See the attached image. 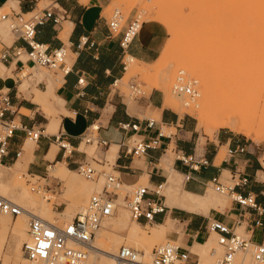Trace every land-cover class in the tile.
Segmentation results:
<instances>
[{"label":"crops","instance_id":"0c3cea01","mask_svg":"<svg viewBox=\"0 0 264 264\" xmlns=\"http://www.w3.org/2000/svg\"><path fill=\"white\" fill-rule=\"evenodd\" d=\"M38 1L0 0V9L9 4L8 10L23 13L32 8H38ZM50 1L40 8L52 3L53 13L61 14L62 19L56 25L47 20L37 26L35 39L49 49L61 44L66 46L71 55L70 70L65 75H61V80H58L56 84L54 81L50 82L45 90L34 89L32 93L28 92L27 88L25 91H21L22 83L16 85L12 77H1L3 76L1 73L0 89H7L10 97V107L5 112V119L40 129L43 118L47 119L44 122V130L41 129L42 135H40L46 139L39 137L40 139L35 142V148L27 154L24 151L27 140H24L22 131L20 129L14 131L13 136L9 139L7 155L3 159L4 164L11 163L14 152L21 147L20 157L13 161V166L25 156L27 161L26 163L24 160L19 162V169L25 170L27 167L30 175L41 177L46 166L48 171V167L57 163L75 173L79 163L88 162L85 151L79 150L80 147L85 150L92 147V145L81 143L79 137L86 133L90 126L95 125L96 136L106 140L107 145L103 148L96 147L94 156L89 160L99 165L102 171L108 167L109 171L115 173L121 184L125 186L142 184L147 187L151 197L162 201L165 206L164 211L155 215L153 227H149H161L159 230L161 238L165 235L167 238L174 239L181 250H189L193 253L194 246H202L213 236L215 237L214 233L206 229V224L208 220L216 219L226 224L234 233L241 231L250 241H260L262 237L260 227L252 224L255 218L264 223V151L259 152L257 146L245 138L218 130L214 139L206 138L202 152L197 154L196 147L201 146L203 140L198 143V146L195 144L193 121L189 116L179 115L167 106L165 99L163 101L162 94L156 88L150 89L147 94H143L135 100L125 101L119 91L113 87L126 74L124 60L126 55L123 59L118 45L119 35L107 36V17L104 15V9L112 0ZM163 26L168 33L167 27ZM80 37H86L87 43L76 50L75 44ZM163 39L164 32L161 27L154 22L145 21L127 48V57L141 64H147L156 57ZM9 45L24 46L20 39L15 38ZM0 66L11 73L21 74L24 71H22L23 68L20 67L19 61L12 57ZM25 66L31 67L29 62H25L23 67ZM29 67L27 68L31 69ZM19 69L21 70L19 71ZM23 76H26L28 81L31 79L40 81V79L34 76L29 77L25 73L21 75V78ZM23 78L25 79V77ZM78 78H82V84L77 82ZM47 90L51 95L46 97V103L56 94L59 97L60 113L46 112V104L42 108L33 102L36 91L45 93ZM52 117L59 121L56 134H61L66 139L72 147V151L69 154H62L58 147L53 158L49 159L48 155L52 147H55L50 141L54 138L53 135H56H51V138L46 135L52 134L47 133V127ZM147 119L153 120L151 127H146ZM120 123H137L138 130L121 129ZM162 127H171L173 132L157 137V131ZM154 137L157 138V142L153 148H148L145 154L135 156L123 153L122 143L130 144L137 139L150 141ZM171 144H173L175 154L195 153L204 155L208 160L207 165L199 166L198 169L192 171L175 156L173 157L171 167L181 177L183 190L205 198L211 190L209 182L212 177H217L220 182H227L236 181L239 177L244 176L247 178V183L236 185L235 190L242 194L247 192L253 194L256 203L262 207L263 213L256 216L252 209L242 208L228 197V200H225L224 204L219 207L210 206L207 208L204 206L196 210H188L182 206H169L166 196L160 192L158 196H155L152 189L158 184H161V188L164 187L170 175L162 167L161 160ZM113 146L116 149L111 162L109 155ZM225 146L226 157L217 163L220 151ZM58 158L61 161H58ZM186 174H188V178H185ZM136 224V226L148 227L141 223ZM108 228L109 223L106 222L102 229L107 230Z\"/></svg>","mask_w":264,"mask_h":264},{"label":"rangeland","instance_id":"374dc122","mask_svg":"<svg viewBox=\"0 0 264 264\" xmlns=\"http://www.w3.org/2000/svg\"><path fill=\"white\" fill-rule=\"evenodd\" d=\"M231 1L232 0H112L107 5V8L104 9V15L108 17L111 10L113 8H117L122 15V19L127 18L129 14H132L134 11L142 10L145 12V15L143 17L145 21L154 22L157 25H159V27H161V29L163 30L164 39L156 53V57H154L153 60L147 62V64H141V63H135V62L128 61L126 65L128 66V70L126 71V74L123 76L122 80L119 81L113 87L119 91V93L123 96L125 101H132V100L137 99L138 97H141L143 94L144 95L147 94L150 89H155L156 85L159 83L160 88H156V89L162 94L163 101L165 99V103L167 104V106H169L173 111L177 112L179 115L184 114V115L189 116L191 120L193 121L194 126H195V133H194V141L196 140L195 144L198 146V143L201 140H203V144L199 147H196L197 154L202 152L204 141L207 140L206 138H208L209 140L214 139L215 134L218 130H223V131H226V133H233L234 135L238 137L245 138L247 139V141L255 144L259 152L264 151V117H263L264 115L263 114L264 112V90L263 88L264 87L262 88L263 92L261 94L258 92H256L255 94L254 91L253 92L250 91L251 93L255 95L254 96L253 94L252 95L249 94L251 97L249 98L251 102L246 101L248 105L249 103H251V106L249 105L250 107L245 103L248 106V108H250V113L252 114L251 120L250 119L249 120L251 123L255 125V129H258L261 132V136L259 135V136L252 138L244 134H239V133L237 134L226 128H219L217 131L214 132L213 137L209 138L204 134V132L201 129L198 128L197 120L191 114V112L195 110L194 105L198 103L200 99L199 94L202 91L201 90L202 88L200 85L201 74L199 72H192L188 69L181 67L183 60L181 59L182 55L180 54L182 53V50L184 48L186 50V47L188 48L186 53H189L190 56L198 53V51L201 50V45H202L201 41L203 40V35L201 36V33L203 31V26H204L203 13L206 11L207 7L211 6L215 8L216 10L219 9L221 11V15L218 18V22L221 24V26H223L224 28H227L228 26L231 25L235 29L234 37H236L235 38L236 40L234 42L233 41L234 38H233L231 40L232 44L231 45L228 44V46L229 45L230 46L229 47L227 46L226 49L227 51L230 49L229 53H233L232 54L233 56L237 54L236 55L237 60L234 59L236 61L234 67L238 66L239 69L241 68V70L242 71L244 70L245 72V73L242 72L245 75L243 76V74H240L241 71H239L238 69L237 71L238 75L237 74H234V75L239 76V77L237 78L236 76H233V75L230 77L228 75H223L222 70L224 69H221V71H217V68L213 69V64H211L208 70L210 74V84H213V86L216 88L221 87L226 90L228 85H230L234 81L237 83L238 82L237 79H239L240 81H243L242 79L245 78L244 83H248L244 85L246 88L249 86V84L252 85L251 82L256 81L254 84L256 83L259 84L263 79L261 76H257L261 74L259 73V69H258L261 67L259 65V62L258 61L256 62V58L259 60L260 56H258V54L261 53L260 50H263V49L262 47L260 48L258 46L259 41H255L257 40V38L254 37L255 33L253 29L258 24L257 18L259 16H260L259 18H261L262 14L260 15L259 11H262V13H264L263 12L264 11V8H263L264 0H250V2L249 0H244L245 5H247V7L251 6L249 9H246V7L244 9L247 13L249 11L248 13L249 14L248 16L249 24L248 25L250 26V28L248 27L249 28L248 30L244 29V31L243 29L236 30V28L241 25V20H242L241 15L239 17H237V15L242 13L243 10L239 11L235 9H229L227 5L230 4ZM48 2L49 0H39L37 2V7L40 8ZM8 5L1 8L0 13L6 12L8 10V9L6 10ZM261 6H262V9H260ZM162 24L167 27L168 33ZM171 30H177L181 32L182 36H180L179 38H174V36L171 34ZM224 34L226 33L224 32ZM0 38L6 44H9L11 40L14 38L12 34L8 31L6 24L3 21H0ZM252 38H255V40ZM235 43L236 45L237 44L238 45L236 46ZM262 43L261 45H263ZM169 44H172V52L169 57L170 60H168L167 62L170 63L174 61V63L172 62V66L170 65L171 68H169L168 65L166 68L157 67L156 66L157 57L159 58L161 51L164 50L165 47H167ZM257 46L259 47V49ZM227 51L224 52V57L226 56ZM253 53H256V54H253ZM70 57L71 55L69 54L68 62H70ZM20 58L24 59V56H21ZM125 58L126 59L124 58L123 59L126 62L128 58L127 53H126ZM180 59L182 60V62ZM231 62H229V64ZM233 62L231 63L232 66L234 64ZM254 62L258 63L257 65L259 67H256L255 66L256 64ZM253 63H254V66H253ZM27 67L29 66H25V69L23 68L24 71L21 74H17V72L11 73L9 71H6L2 66H0V72L3 74V76L1 77H12L15 80L16 85L21 84V83L28 85L27 91L31 93L34 91V89L45 90L47 85L50 82L54 81V84H56L58 80H61V73L59 71L48 70L44 67H29L31 69H28ZM179 69L183 70L188 78H193L196 81L197 97L195 98L194 101H191V102H188L186 100L181 101L176 96L172 95L170 92V87L173 82L174 76L177 70ZM132 70L133 72L130 73V71ZM24 73L29 75V77L34 76L35 78L40 79V81L39 82L33 81V79L28 81L26 78L25 79L21 78V75ZM229 77H230V81H228ZM252 77L253 78L257 77V79L254 80L252 79ZM233 78H235V80ZM258 80L259 81L261 80V81L259 82ZM241 83L240 85H243ZM254 84L252 85V87H250V89L255 88L257 86L256 88L257 90L258 87L261 86V84H264V80L263 82H261V84H259V86L258 85L255 86ZM131 86L136 88V90L138 91V92L134 91L135 96L131 94L132 92ZM247 91H249V88ZM59 107H60L59 97H57L55 94V96L51 97L49 99V102L46 103L45 111L46 112L52 111L58 114L60 113ZM151 117L154 118L153 116ZM45 120L47 121L46 118H43V122L41 123L42 130H44V122H46ZM171 129H172L171 127L169 128L162 127L161 131L163 134H167V133L173 132V130ZM52 132H50L52 134H46V135H48L51 138V135L57 133V131H52ZM41 137H43V139H46L44 136H40V138ZM53 139L54 138H52L50 142L54 144L55 146L54 149L57 150L58 146ZM34 148H35L34 142L26 141V144L24 147V151L26 154L28 152H31ZM95 148H96L95 145L92 144V147L88 149L86 148V150L83 147H80L79 150L85 151L87 155V161L88 163H90V165H92L96 169H101L99 165H96L91 160H89L90 157L94 156ZM165 154L166 155L162 158L161 162H162V167H164L170 174L168 176V179L171 178V180H173L174 178L175 183L177 179L178 182L176 184L181 185V182H182L181 177H179L173 171L171 167L172 159L175 156V153L173 150V144L169 146V149L165 152ZM22 160H24V163H26L27 161L25 156L22 157L19 160V162H21ZM58 161H61V160H59L58 158ZM19 162L15 166H13L14 162L9 163V164L0 165V193H2L8 200L13 201L17 205L22 206L25 210L34 212L36 215H39L41 218H43L44 220L50 223L62 224L72 219V217H74L75 214L83 208L88 196L92 192L99 191L103 184L102 180H99L97 183H93L89 180H86L80 174L74 171L75 173L72 176L74 187L70 189H66L67 187L62 181L53 179L51 178V176L50 177L48 176L47 166L44 169V173L41 175V177H38V176L30 175L29 174L30 172L29 170H27V167L25 168V170L19 169L20 168ZM105 170L108 171L109 168L105 167ZM167 171H166V174H167ZM226 176L228 177V174ZM221 180L224 181V179H221ZM137 185H142V184H137ZM15 186H21L22 188H24L29 193L30 199H32V202L34 203L28 205L26 201H24L20 196H18V194H16L13 191V188ZM31 187L33 188V190H31ZM164 187L161 188L160 193L166 196L167 202H168L167 204H171L173 201L171 199L172 197L169 196L171 197L169 198L167 196L168 194L170 195V193H168L170 191L166 189V185ZM129 189H130V186L123 185L119 191L118 190L116 191L117 192V198H116L117 209H115L116 211L114 210L115 213L113 212L112 214V216L114 215L113 217L108 218L104 221V223L101 226V229L104 227V224L106 222L109 223V228L107 230L110 232V234L105 235V237L107 238L106 241L110 243H117V247L115 248L114 253L116 252V249L120 245L129 246L135 249L136 251H138L139 256L140 255L143 256V257L140 256L139 260H141V262L142 261L145 262L147 258V257L145 258V256H148V257L150 256L151 248L154 245L162 244L166 241L176 244L177 241L174 239L167 238L165 235L159 240H155V239L146 240V239H141V238L133 239L129 237L128 235L129 230L136 229V227L133 225H137L136 222L132 221L129 218L128 211L125 206V203H126L125 198H126V194ZM207 193H208V189H207ZM43 196H48L51 198L47 201V203H42ZM202 199L201 201H202V204L204 203V206L210 205L213 207H219L224 204L225 200H228L225 195H220L214 192L212 189L205 196V198L202 197ZM207 202L210 204H207ZM5 216H8L13 220L18 218V217L14 218V217H11L10 215H5V214L0 213V220L1 218ZM27 219L28 217L21 218V223H22V227L20 228L21 232H17L16 234H11L9 231L7 232V235H6L7 239L5 242L3 256L0 260V264H32L30 261H28L24 257L21 251V248H20L21 243L24 240H27L28 238L27 233H26ZM141 224L143 225V223ZM147 226L153 227V225H147ZM142 228L147 234H150L149 229H145L144 227ZM100 230L98 232H100ZM235 233L242 237H246L245 235L241 233V231H236ZM117 237H121V238L117 239ZM94 241H95V238L93 242ZM211 241L213 242L212 245L210 244L211 247H215L216 249L215 255H219L221 253V249L220 247L216 245L214 236L212 237ZM103 247L113 249L111 245H109L107 242L103 244ZM208 249L206 253L201 252L199 250L198 252L197 251L193 252V253H196L197 256H199L200 264L201 263L206 264V262L212 259V256H209L208 254ZM200 253L202 254L200 255ZM238 257H239V254H236V259H238ZM146 261H148V258ZM87 264H113V262L110 263L101 258L89 257L88 255Z\"/></svg>","mask_w":264,"mask_h":264},{"label":"built area","instance_id":"2783aa9c","mask_svg":"<svg viewBox=\"0 0 264 264\" xmlns=\"http://www.w3.org/2000/svg\"><path fill=\"white\" fill-rule=\"evenodd\" d=\"M144 15L145 12L142 10L134 11L127 18L122 19L120 11L113 8L107 17V36L119 35L118 45L123 58L130 43L145 22ZM61 19V14L53 13L52 3L44 8H32L23 13L10 10L0 13V21L6 24L8 31L15 39H20L24 44V46H11L5 44L0 38V63L2 64L12 57L19 61L21 68H24L25 62H29L31 67H44L65 75L70 70L69 49L62 44L49 49L35 39L37 26L47 20L56 25ZM86 43V37H80L75 44V49H80ZM21 56H24V59H21ZM77 82L82 84V78H78ZM131 88V94L135 96L134 91H138L133 86ZM170 92L181 101H194L197 97L196 81L193 78H188L184 71L179 69L174 76ZM9 107L8 90L0 89V165H4L3 159L7 155L9 139L16 129L22 131L24 140L34 143L42 134L39 127L20 125L11 119H5L4 115ZM152 124V119L146 120V127H151ZM119 127L124 130H138L137 123H120ZM95 130V125L90 126L88 131L79 137L80 142L94 144L95 147H105L107 141L98 138ZM162 134L161 129H158L157 137ZM54 141L61 149L62 154H69L72 151L71 146L61 134L54 135ZM156 142L157 138L154 137L150 141L137 139L130 144L122 143L123 153L140 156L145 154L148 148H153ZM20 151L21 147L14 152L12 162L19 156ZM228 151L230 152V149ZM175 158L192 171L198 169L199 166L208 164L204 155L195 153H177ZM76 172L93 183L102 180V187L99 191L92 192L88 196L83 208L72 219L62 224L49 223L34 215L28 216L26 230L28 238L21 243L20 248L24 257L32 264H84L95 232L116 208V191H119L123 184L120 183L115 173L96 169L88 162L79 163ZM185 178H188V174L185 175ZM246 183L247 178L244 176L239 177L236 181L227 182H220L217 177H212L209 186L214 192L225 195L242 208L252 209L255 215L259 216L263 213V209L256 203L254 195L249 192L242 194L235 190L236 185H245ZM129 186L130 189L125 198L129 218L134 222L143 223V225L154 224L155 215L164 211L165 206L162 201L151 197L144 185ZM160 188L161 184L156 185L152 189V193L158 196ZM31 190H33L32 187ZM22 212L21 206L0 194L1 214L15 217ZM252 225L260 227L262 237L258 242H252L247 237L235 234L219 220H208L206 229L215 234V243L220 247L221 253L215 255V247H210L208 254L212 256V259L206 264H244L246 257L250 258L252 264H264V223L255 218ZM236 254H239L238 259H236ZM113 259L114 264H141L138 261V251L125 245L118 246ZM197 262L198 256L189 250H181L178 243L166 241L154 245L150 251V264H197Z\"/></svg>","mask_w":264,"mask_h":264},{"label":"bare ground","instance_id":"6f19581e","mask_svg":"<svg viewBox=\"0 0 264 264\" xmlns=\"http://www.w3.org/2000/svg\"><path fill=\"white\" fill-rule=\"evenodd\" d=\"M242 1H243V3H242ZM249 2H250V0H249ZM262 6H263V4H262ZM262 6H261L260 9H262ZM227 7L229 9H235V10H239V11L243 10L242 13L237 15V17H239L241 15L242 20H241V25L240 26L237 25L238 27L236 28V30H241V29H243V31H244V29L248 30L250 28V26L248 25L249 24L248 23V19H249V17H248L249 14L248 13H249V11L247 13L244 9H245V7H246V9H249L251 6L247 7V5H245V1L244 0H232L230 2V4L227 5ZM7 9H9V8L7 7L6 10ZM259 12H260V15L262 14L261 18H259L260 16L257 18L258 24L253 29L254 33H255L254 37L257 38V40H255V38H252V39H254L255 41H259V43L257 42L258 46L260 48L262 47V49H263V50H260V52L262 54L261 53L258 54V56H260L259 60L256 58V62L258 61L259 65L261 67V68H258L259 69V73H261V74L257 73V74H259L257 76H261L263 79H262V81L261 80L260 81L263 82V80H264V52H263L264 51V42H263L264 41V13H262V11H259ZM220 15H221V11L219 9L216 10L215 8H213L211 6L207 7L206 11L203 13L204 26H203V31L201 33V36L203 35V40L201 41V44H202L201 45V50L198 51V53H196V54L193 53L194 55L190 56L189 53H186L188 48L186 47V50H185V48L183 49V47H182L183 50H182V53L180 55H182L181 59L183 60V62L180 59L181 62H182V66L181 67H183L185 69H188V70H190L192 72H199L201 74V76H200V85H201V88H202L201 90L202 91L199 94V96H200L199 102L194 105L195 106V110L192 111L191 114L197 120L198 128L201 129L204 132V134L207 137H209V138H212L214 132L217 131L219 128H226V129H229L230 131H233V132H235L237 134L238 133L239 134H244V135H246L248 137H252V138L256 137V136H259V135L261 136V132L258 129H255V125L250 122L252 114L250 113V108H248V106L249 105L251 106V103H249V102H251L250 99H249V98H251L250 95L253 94L251 92L254 91L255 94H256V92L261 94L263 92L262 88L264 87L263 86L264 84H261V82L258 80L260 82L259 84H261V86H259V84H257V83L254 84L256 81L255 82H251L252 85L254 84L255 86L256 85L259 86L257 90H256L257 86L256 87L254 86L255 88H251L250 89V87H252V85H250V84L246 88L244 85L248 84V83H244V79L245 78H243V77H242L243 79L240 78L243 81H240L239 79H237L238 82L239 81L240 82L236 83L234 81L233 83L228 85V87L226 86L228 88V89L226 88V90L221 88V87L220 88L219 87L216 88V87L213 86V84H210V74H209L208 70H209V66L211 64H213V69L217 68V71H221V69H224V70H222L223 71L222 72L223 75H228L230 77L232 75L236 76L234 74H237V71L239 69L238 66L234 67L235 62H236L235 60H237L236 59V55L237 54L235 55V53H234L235 56H233L232 55L233 53H229L230 49L228 51L226 49L228 44H230V45L232 44L231 40L233 38H234L233 39L234 42L236 40L235 39L236 37H234L235 36L234 35L235 29L231 25L228 26L227 28H224L223 26H221V24L218 22V18L220 17ZM224 32L226 34H224ZM171 34L174 36V38H179L180 36H182L181 32H179L177 30H171ZM260 42L261 43L263 42L262 43L263 45H261ZM237 43H238V41H237ZM172 44H169L167 47H165L164 50L161 51V54L159 55V58H157V61H156L157 62V64H156L157 67L166 68L167 65H168L169 68H171L170 65L172 66V62L174 63V61H172L170 63L167 62V61L170 60L169 57H170L171 52H172ZM235 45H236V43H235ZM259 47H258V49H259ZM252 49H253V47H252ZM225 51H227V53H226V56L224 57V52ZM253 54H256V53H253ZM212 59H213V61H212ZM128 61L139 63L138 61L128 57L127 60H126V65H127ZM231 61L232 62L234 61L233 62L234 63L233 66L231 64L232 63ZM229 62H231V63L229 64ZM238 63H237V65H238ZM254 63H253V66H254ZM255 64H256L255 65L256 67H259L257 65L258 63H255ZM24 69H25V67H24ZM24 69H22V71ZM125 70L126 71L128 70V66L125 67ZM239 71H241L240 74H243V76H245L244 75V73H245L244 70L242 71L241 68H240ZM256 71H255V73H256ZM132 72H133V70L130 71V73H132ZM242 72H244V73H242ZM1 75L2 74L0 72V76ZM23 77L26 78V76H23ZM230 77H229L228 81H230ZM236 77L238 78L239 76H236ZM233 79L235 80V78H233ZM252 79L255 80V79H257V77H255V78L252 77ZM252 79H250V80H252ZM241 82H243V83H241ZM247 82H248V80H247ZM240 83L243 84V85H240ZM27 86L28 85H26V84H22L20 86V90L21 91H25ZM260 87H261V89H260ZM156 88H160L159 83L156 85ZM248 88H249V91H247ZM259 90H261V91H259ZM263 90H264V88H263ZM49 95H51L49 90H47L45 93L41 92V91H36V95L33 98V102L39 104L43 108L44 104H46V97L49 96ZM246 101H249L248 102L249 105L247 104ZM263 114H264V112H263ZM263 117H264V115H263ZM49 123L50 124L48 125V127L46 126L47 127V132L50 133L52 131H57L58 124H59L58 119L55 118V117H52L51 121ZM52 133H54V132H52ZM29 142H31V141H29ZM81 143H83V142L81 141ZM88 145H92V144H88ZM115 149L116 148L113 146L111 148V151H110L111 153L109 155V160L111 162L113 160ZM225 151H226V148L223 147L222 151H220L218 159L216 160L217 163H219L220 160L223 157H226L225 156L226 155ZM54 152H55V149H54V147H52V149H51V151H50V153L48 155L49 159L53 158ZM19 157H20V154H19V156L16 159H18ZM48 174H49V176L54 177V178H58L60 181H62L65 184V186L67 187L66 189H70V188L74 187V182H73V179H72V176H73L74 173L71 172L69 169H67L64 165H62L60 163H57L54 166L48 167ZM177 182H178V180L176 179V183ZM176 183L174 182V178H173V180H171V178H170V179L167 180V183L165 184L166 185V189L170 191V192H168V193H170V195L168 194L167 196L168 197L171 196L172 198L171 197H169V198H171L173 200L172 203L169 204V206H175V205L182 206V207H185L186 209L188 208V210L189 209L190 210H196L198 208L204 207V203L202 204V201H201L202 198H200L199 196L190 194L189 192L183 190L181 185L180 184L178 185ZM13 191L16 194H18V196H20L24 201H26L28 203V205L34 203V202H32V199H30L29 193L24 188H22L21 186H15L13 188ZM0 194L2 196H4L2 193H0ZM50 198L51 197L43 196L42 197V203H47V201ZM202 200H204V199H202ZM11 202H13V201H11ZM207 204H210V203L207 202ZM209 206L207 205V208ZM115 209H117V207ZM115 211H114V213H115ZM5 215H7V214H5ZM30 215H34L36 217L41 218L39 215H36L34 212L29 211V210H25V209L23 210L22 213H20L19 215L14 217V218L18 217L15 220L11 219L8 216H5V217L1 218V220H0V260H1L2 256H3L4 246H5V242H6V239H7L6 238L7 232L9 231L11 234H16L17 232H21L20 231V228L22 227L21 218H24V217L27 218ZM113 216L111 215L108 218H111ZM108 218H106V219H108ZM41 219H43V218H41ZM104 221L102 222V224L104 223ZM136 223H138V222H136ZM102 224H101V226H102ZM145 225H147V224H145ZM101 226L95 232V235H94V237H93V239L91 241V246H90V248L87 251V258H86L84 264H87L88 255H89V257H98V258H101L103 260H106L107 262H110V263L113 262V264H114L113 255H114V250L117 247V243H110V242L106 241L107 238L105 237V235H109L110 232L107 231V230L101 229ZM133 226H135L136 229H133V230L131 229L128 232L129 237H131L133 239H136V238H141V239H146V240L147 239L148 240H150V239H152V240L161 239V232L159 231V230H161V227H154V228L145 227V229H149V232H150V234H147L143 230V228L140 227L139 225L138 226L133 225ZM99 230H100V232H98ZM137 231H139V232H137ZM96 233H97V235H96ZM22 234H24V233H22ZM94 238H95V241L93 242ZM118 238H121V237H117V239ZM92 242H93V244H92ZM106 242L109 245H111V247L113 249L104 248L103 244H105ZM212 243L213 242L210 239V240H208V242L206 244H204L202 246H194L195 249L191 248L192 252H194V251L198 252V250H199L201 252L206 253L207 249L209 247H211ZM201 254L202 253H200V255ZM140 256L143 257L142 255H140ZM140 256L138 254V261L141 264H150L149 263V261H150L149 257L150 256L149 257L145 256V258L146 257L148 258V261H146L147 260V258H146L145 262L144 261L141 262V260H139ZM197 264H200L199 263V256H198ZM244 264H252L249 257L245 258Z\"/></svg>","mask_w":264,"mask_h":264}]
</instances>
